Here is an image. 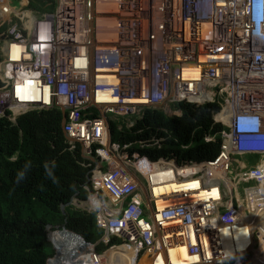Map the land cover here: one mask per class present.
Segmentation results:
<instances>
[{"label": "built area", "instance_id": "obj_1", "mask_svg": "<svg viewBox=\"0 0 264 264\" xmlns=\"http://www.w3.org/2000/svg\"><path fill=\"white\" fill-rule=\"evenodd\" d=\"M32 12L0 33V115L64 108L69 143L93 164L88 200L101 241L121 239L101 251L90 242L87 264L127 255L135 264H241L264 219L225 193L233 182L264 191V0H56L52 13ZM179 102L219 105L212 160H151L111 139L114 117L144 107L178 115ZM234 155L242 165L230 181ZM65 251L62 264L80 263Z\"/></svg>", "mask_w": 264, "mask_h": 264}, {"label": "trees", "instance_id": "obj_2", "mask_svg": "<svg viewBox=\"0 0 264 264\" xmlns=\"http://www.w3.org/2000/svg\"><path fill=\"white\" fill-rule=\"evenodd\" d=\"M18 1L12 0V4ZM55 6L56 0H28L26 8L40 17L52 13ZM9 13L10 9L0 7V14ZM7 25L0 22V32ZM172 108L181 113L170 115L163 108L144 107L133 125L127 126L123 117L110 120L112 140L129 144L130 153L138 152L151 160L174 159L177 164L212 160L219 152L224 128L213 120L219 105L179 102ZM62 125L58 107L30 109L15 121L10 111L0 115V264H49L59 245L58 239H47V224L59 236L62 251L80 241H98L99 251L121 242L117 237L108 245L100 242L104 230L97 226L95 212L70 203L73 197L87 199L93 164L83 156L79 143H68ZM205 136L213 139L205 141ZM20 171L25 177L17 183ZM256 219H264V212ZM255 223L252 229L258 226L264 238V225ZM255 252L258 262L254 264H264V246L260 251L263 255ZM131 258L116 257L113 264H130Z\"/></svg>", "mask_w": 264, "mask_h": 264}, {"label": "rangeland", "instance_id": "obj_3", "mask_svg": "<svg viewBox=\"0 0 264 264\" xmlns=\"http://www.w3.org/2000/svg\"><path fill=\"white\" fill-rule=\"evenodd\" d=\"M5 2H6L5 0H0V7L3 6ZM23 4L24 5L26 4L25 0H23L22 5ZM5 7L7 9H10V13L7 16H5L3 14H0L1 17H3V22L7 21V22L10 23V22L15 21V20H18V21L20 19L23 20V19H25L26 16L35 17L34 13L32 11L26 9V7L23 8V7H20V5L15 6V7L18 8V11H17L16 15H14V13L11 14V8H9L6 4H5ZM12 11H13V9H12ZM6 110H7V108H6ZM13 114H14V116H16L18 113L13 111ZM139 114H140V112L137 115H139ZM137 115L131 117L130 119L126 117V119H125V121L127 122L126 124H129V126L133 125L134 119H136V118L141 116V115H139L138 117H136ZM11 119L13 120V116H12ZM130 122H132V123H130ZM255 162L256 161L253 158L247 159V164H254ZM243 163H244V160H243ZM232 165H233V167H235V169L230 171L227 174V176L230 179V181L234 180L233 177H234L235 173L238 171L239 166L242 165V158L240 159L239 157L234 155L233 156ZM229 179L227 180L228 183H230ZM229 186L231 187V190L230 191L226 190V193H225L227 202L230 201V199H232L234 205H240L243 208V211H244L245 215H248V216H252L253 215L252 216L253 218H257L259 216L258 212L259 213L264 212V201L261 202L262 200H264V195H263L264 191L262 192L263 194H258V195L255 194L254 191H251L250 195H251V200L253 201V203H251L250 200H249V194H248V191L251 188L249 186V184L233 182V184H230ZM70 203L75 208L84 209L86 211H90V210L92 211L91 206H89V204H91V203H90V201L88 199H86V200H77L76 198H72ZM253 204H256V206L254 207V210L252 211ZM261 216H262V214H261ZM242 219L244 221H246V220L249 221L250 217L242 218ZM262 236L263 235L261 234V231H260V234L257 231L255 232V235H254V238H253V246H254L255 249H251L250 252L243 257V262L241 264H254V263L258 262V261H256V259H254V257L256 255L255 251L258 252V255H263V254H259L260 251H261V248L264 246V238ZM50 237L54 238V239H59V236L56 235L55 233H50V235H49V239L51 241H53V239H51ZM71 245L72 244L69 245L68 249L70 248ZM62 252H64V251H62ZM112 259L113 258L111 257V261H112ZM75 260L80 261L79 264H82V263H84V261L87 260V258L85 256H78V257L72 258L71 261H75ZM115 260H116V258H114L113 263H115ZM130 264H134V262L132 261V262H130Z\"/></svg>", "mask_w": 264, "mask_h": 264}, {"label": "clouds", "instance_id": "obj_4", "mask_svg": "<svg viewBox=\"0 0 264 264\" xmlns=\"http://www.w3.org/2000/svg\"><path fill=\"white\" fill-rule=\"evenodd\" d=\"M26 1V4H28V0H25ZM11 5V4H10ZM11 6H16V4H12ZM13 10H15V11H18V9H14L13 8ZM0 22H3V17H1V15H0ZM7 22V21H6ZM13 22V21H12ZM11 23V22H10ZM8 25H9V22H8ZM7 25V26H8ZM7 26H6V28H7ZM5 28V29H6ZM5 29L3 30V31H1L0 33H3L4 31H5ZM0 44H2V42L0 43ZM1 54H2V52H1V49H0V60H1ZM0 86H1V81H0ZM53 107H57V106H53ZM49 108H52V107H49ZM49 108H41V109H49ZM59 108V107H58ZM36 109H38V108H36ZM60 109V108H59ZM61 110V109H60ZM7 111H9V110H7ZM7 111H5L4 112V114L7 112ZM28 111V110H27ZM11 112V111H10ZM26 112V111H25ZM61 112H62V110H61ZM22 113H24V112H22ZM22 113H18L16 116H14V114H13V112H11V118H12V116H13V121H15V118L18 116V115H20V114H22ZM62 114H63V112H62ZM3 115V114H2ZM124 118V117H123ZM12 120V119H11ZM63 123H64V120H63ZM62 130H63V125H62ZM63 132H64V130H63ZM64 134H66L65 132H64ZM67 135V134H66ZM66 139H67V141H68V143H69V141H70V138H69V136L67 135V137H66ZM111 139H112V132H111ZM78 143V142H77ZM70 144V143H69ZM76 144V143H75ZM80 144V143H79ZM74 145V144H73ZM81 145V144H80ZM82 146V145H81ZM82 149H83V147H82ZM83 153V152H82ZM84 156V155H83ZM25 167H28V165H25ZM25 177V172L24 171H20V172H18L17 173V183H19L23 178ZM89 177H90V175H89ZM89 177H88V180H89ZM90 183V182H89ZM90 187V188H89ZM89 187H87L88 189H89V195H90V192H92L93 190H92V188H91V185L89 186ZM89 195H88V197H89ZM88 197H87V199H88ZM73 198H75V197H73ZM91 211V210H90ZM89 211V212H90ZM92 212H94V211H92ZM95 216H96V214H95ZM56 233V232H55ZM104 235V234H103ZM100 242H101V239L99 240ZM91 243H93V242H91ZM96 243V246H97V244H98V242H95Z\"/></svg>", "mask_w": 264, "mask_h": 264}, {"label": "water", "instance_id": "obj_5", "mask_svg": "<svg viewBox=\"0 0 264 264\" xmlns=\"http://www.w3.org/2000/svg\"><path fill=\"white\" fill-rule=\"evenodd\" d=\"M61 110H62V112H63V120L65 119V111H64V108H61ZM65 136L67 137V135L65 134ZM61 210H62V212L64 213V205H61ZM52 228V226L50 225V224H47L46 225V229H47V239L48 240H50L49 239V235H50V233H55V231H53V230H50ZM90 242L89 241H85V245L84 246H87L88 244H89ZM80 246V247H79ZM92 246L94 247V246H96V243H92ZM82 247L83 246H81V245H78V244H74V245H72V246H70V248L69 249H67L66 251H65V253L66 254H70V253H72L73 252V250L74 251H76L78 248L79 249H82ZM85 248V247H84ZM61 254L57 251L56 252V254L54 255V257L49 261V264H62V262H61V256H60Z\"/></svg>", "mask_w": 264, "mask_h": 264}, {"label": "bare ground", "instance_id": "obj_6", "mask_svg": "<svg viewBox=\"0 0 264 264\" xmlns=\"http://www.w3.org/2000/svg\"><path fill=\"white\" fill-rule=\"evenodd\" d=\"M5 6V5H4ZM12 10V9H11ZM14 11V10H13ZM165 205V203L164 202H158V206L159 207H162V206H164ZM75 244V243H74ZM74 244H72V245H74ZM58 247H59V253L60 254H62V256H65V254H64V252H62V250H61V240H59L58 239ZM71 245V246H72ZM91 247L92 246H90V244H88L82 251H80V252H75V253H70V254H72L70 257H68L67 258V261L68 262H71V260H72V258H75V257H78V254H80V256H85L86 258H87V260L83 263V264H87L88 263V260H89V255H90V250H91ZM70 254H68V255H70ZM110 260H111V258H110ZM131 260H132V258H131ZM125 263H128L127 261L125 262ZM135 264V263H134ZM140 264H149V260H147L145 257L144 258H142V260H141V262H140Z\"/></svg>", "mask_w": 264, "mask_h": 264}, {"label": "crops", "instance_id": "obj_7", "mask_svg": "<svg viewBox=\"0 0 264 264\" xmlns=\"http://www.w3.org/2000/svg\"><path fill=\"white\" fill-rule=\"evenodd\" d=\"M15 11V10H14Z\"/></svg>", "mask_w": 264, "mask_h": 264}]
</instances>
